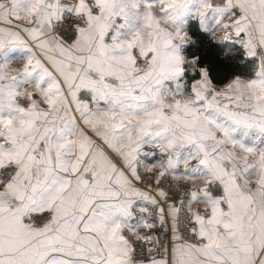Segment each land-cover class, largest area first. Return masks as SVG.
<instances>
[{
    "label": "snow or ice",
    "instance_id": "snow-or-ice-1",
    "mask_svg": "<svg viewBox=\"0 0 264 264\" xmlns=\"http://www.w3.org/2000/svg\"><path fill=\"white\" fill-rule=\"evenodd\" d=\"M0 264H264V0H0Z\"/></svg>",
    "mask_w": 264,
    "mask_h": 264
},
{
    "label": "trees",
    "instance_id": "trees-1",
    "mask_svg": "<svg viewBox=\"0 0 264 264\" xmlns=\"http://www.w3.org/2000/svg\"><path fill=\"white\" fill-rule=\"evenodd\" d=\"M213 55H215V53H213ZM218 59H220V58H218ZM225 67H226V65H221L220 70L222 71Z\"/></svg>",
    "mask_w": 264,
    "mask_h": 264
}]
</instances>
